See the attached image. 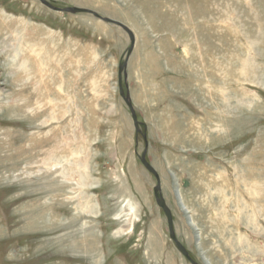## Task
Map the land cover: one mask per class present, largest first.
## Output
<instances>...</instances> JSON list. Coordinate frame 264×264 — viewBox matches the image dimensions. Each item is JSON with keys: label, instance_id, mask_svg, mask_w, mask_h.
Instances as JSON below:
<instances>
[{"label": "rangeland", "instance_id": "rangeland-1", "mask_svg": "<svg viewBox=\"0 0 264 264\" xmlns=\"http://www.w3.org/2000/svg\"><path fill=\"white\" fill-rule=\"evenodd\" d=\"M49 1L134 34L141 133L124 28L0 0V264H192L144 152L195 261L264 264V0Z\"/></svg>", "mask_w": 264, "mask_h": 264}, {"label": "water", "instance_id": "water-1", "mask_svg": "<svg viewBox=\"0 0 264 264\" xmlns=\"http://www.w3.org/2000/svg\"><path fill=\"white\" fill-rule=\"evenodd\" d=\"M40 1L44 5H46L47 7H49L52 10H55V11L68 12V13H73V14L91 13V14L95 15L97 18H100L105 22L114 23V24L119 25L120 27L124 28L129 33V35L131 37V45L128 49L127 56H126L124 63L121 64L119 67V82H120V90H121L120 94L123 97V99L125 100V102L127 103L128 107L130 108L137 134H140L141 133L140 122L138 120L137 113L134 109V106H133V103L131 101L130 96L124 91L123 86H122V78H123V75H125V76L127 75L128 60H129V57H130V55L134 49V46H135V36L131 32V30L126 25H124L123 23H121L117 20L111 19L109 17H104L103 15H101L100 13H98L97 11H94L92 9L78 7V6L58 7V6L53 5L49 0H40ZM144 138H145L146 143H147V136L144 135ZM141 161L144 164V166L157 177L158 185L154 188V193H155L157 204L164 210V212L167 216L170 238L175 242V245L178 247L179 251L192 264H199L197 261H195L193 259L190 252L188 251V249L182 244V242L176 236L175 229H174L173 213H172L170 207L168 206L166 200L161 195V185H160L159 175H158L157 171L155 170V168L147 160L146 152L143 153V155L141 157Z\"/></svg>", "mask_w": 264, "mask_h": 264}, {"label": "bare ground", "instance_id": "bare-ground-1", "mask_svg": "<svg viewBox=\"0 0 264 264\" xmlns=\"http://www.w3.org/2000/svg\"><path fill=\"white\" fill-rule=\"evenodd\" d=\"M202 8V7H201ZM200 12V11H199ZM2 14V13H1ZM200 14V13H199ZM203 14H204V12H203ZM230 90V89H229ZM255 103V102H254ZM184 210H186V209H184ZM197 229V228H196ZM208 264H212V262H208Z\"/></svg>", "mask_w": 264, "mask_h": 264}]
</instances>
